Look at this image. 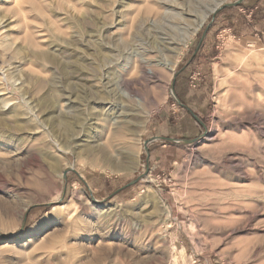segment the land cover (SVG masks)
Returning a JSON list of instances; mask_svg holds the SVG:
<instances>
[{"label":"rangeland","instance_id":"rangeland-1","mask_svg":"<svg viewBox=\"0 0 264 264\" xmlns=\"http://www.w3.org/2000/svg\"><path fill=\"white\" fill-rule=\"evenodd\" d=\"M10 1L20 21L0 10V264H264V35L225 30L224 7L211 12L237 0ZM69 83L83 88L76 103ZM106 92L137 128L109 146L124 170L92 163L100 153L85 148L98 141L79 136L106 126ZM184 105L197 129L146 149L155 120L180 122ZM80 112L69 128L57 121Z\"/></svg>","mask_w":264,"mask_h":264},{"label":"bare ground","instance_id":"bare-ground-1","mask_svg":"<svg viewBox=\"0 0 264 264\" xmlns=\"http://www.w3.org/2000/svg\"><path fill=\"white\" fill-rule=\"evenodd\" d=\"M18 1V0H17ZM147 1V0H146ZM65 2V1H64ZM164 4H167L166 0H163L162 1ZM12 2L10 0H3V1H0V10L3 12L4 15H10L11 18H13V20H16V21H20L19 20V13H18V10L17 8L11 4ZM136 3V2H135ZM137 3H141V2H138ZM143 4V2H142ZM141 5V4H140ZM139 6V5H138ZM220 6V5H219ZM219 8L218 6L215 8H213L211 10V12H215L216 9ZM149 9V8H148ZM149 12H151L153 14V11L154 9H150L148 10ZM135 13V12H134ZM158 14V11H156L154 13V15H157ZM180 14V13H179ZM207 16H205V18H203L201 20V22L198 24L197 28L195 29V31H197L203 24L204 20L206 19ZM0 22H1V17H0ZM49 22H51L52 24H55L56 23V20L53 18V17H49ZM156 35V34H155ZM14 36L12 35L11 38H9L8 36H4V40L2 42V44L4 45L5 48H8L11 44H12V41L14 40ZM157 40L158 37H156ZM155 38V40H156ZM34 43V42H33ZM160 43V42H159ZM163 44V42H161ZM165 44V43H164ZM164 47V46H163ZM169 66V69L172 71L173 70V64H168ZM126 70V69H125ZM129 70V69H128ZM127 70V71H128ZM152 73V71H150ZM1 75H4L1 71H0V80H1ZM122 77L124 78H121V82L120 84H122V86H124L126 88V90L124 91V94L127 96V98H129L132 94L135 93V89L132 88V82H129L128 80H126L127 78L123 75ZM126 78V79H125ZM107 83V82H106ZM105 83V84H106ZM119 84V83H117ZM117 84H114V85H117ZM69 86H65V90H66V93L64 94V98H67L68 101H69V104L71 103H76V99H73L72 96H70L68 98V95L69 93H76L77 92V89H83L81 86H78V85H73L71 83L68 84ZM112 86V85H111ZM109 85V88L111 87ZM113 87V86H112ZM115 88V87H113ZM108 88V86H107ZM108 88V89H109ZM124 88V89H125ZM115 90V89H113ZM116 93L118 92L117 90H115ZM115 91L113 92L115 95ZM107 93V92H106ZM119 93V92H118ZM108 94V93H107ZM110 94L107 95V98L110 97L109 96ZM112 93H111V96H113ZM120 95H123V93ZM174 95V94H173ZM124 96V95H123ZM122 96V97H123ZM118 98V97H117ZM116 98V99H117ZM125 98V97H124ZM101 100H99L100 104L104 105V113H103V121L105 122V127H99L102 128V130L99 131L98 133V136H91L89 135V133L87 132H84L83 136L82 134L79 136H81V140L82 141H88V138H91V139H96L98 141V143L96 145H94L95 147H92V144L90 143L89 145L86 146L85 150H86V154H89L91 151H98L100 153V159H93L91 162L92 163H98L99 165L101 166H104L105 164H109L111 165V167L113 169H117V170H124L126 169L127 167H125L124 165H122V163H118L116 157L114 156V153H112L109 149V146L110 145H114L115 142L117 141H121L122 140V143L124 141H129L131 138H132V135L134 134V132H137V128H128L127 127V124L129 121H127L126 119V114L124 112V110L126 109L125 105H123V102L122 104L120 103H117L116 100L112 97V98H108L107 100L103 97H100ZM120 102V101H119ZM108 105V106H107ZM72 106V105H71ZM102 109V108H101ZM103 110V109H102ZM83 112H80V113H76V115L74 116H71L70 114L67 115H63L62 117L59 118V116H57L59 118V120L57 121H60L61 123H63L65 125L66 128H69L71 127L72 125H74L78 120H79V115H82ZM86 114V113H84ZM69 115L71 117H69ZM86 116V115H85ZM146 116V115H145ZM147 116H149V114L147 113ZM87 119V117H86ZM145 119V118H144ZM95 120V117H91L90 118V121H93ZM140 120V119H138ZM88 121L89 123H94V122H90ZM56 122V121H55ZM137 122V121H136ZM145 122L146 120H141L139 122H137L135 125L136 126H144L145 125ZM58 123V122H57ZM87 124V123H86ZM139 124V125H138ZM83 126V125H82ZM81 126V127H82ZM85 127V126H84ZM74 133V132H72ZM75 136V135H74ZM107 137V140L109 141V144L106 145L104 143H102V139L106 138ZM81 141V142H82ZM118 143V142H117ZM71 149H73L72 147H70ZM97 160V161H96ZM125 167V168H124ZM64 177V176H63ZM54 208V207H53ZM35 230H37V227L35 228Z\"/></svg>","mask_w":264,"mask_h":264},{"label":"crops","instance_id":"crops-1","mask_svg":"<svg viewBox=\"0 0 264 264\" xmlns=\"http://www.w3.org/2000/svg\"><path fill=\"white\" fill-rule=\"evenodd\" d=\"M216 21L225 23V30L244 32L255 36L264 35V0H241L236 4L225 6L219 12ZM184 107L189 110L185 105ZM198 121V117L190 110L188 117L183 116L178 123H170V115L161 116L154 122L158 131L153 135L160 137L152 138L149 142L156 139L173 142L176 137L187 134L185 129L195 131Z\"/></svg>","mask_w":264,"mask_h":264},{"label":"water","instance_id":"water-1","mask_svg":"<svg viewBox=\"0 0 264 264\" xmlns=\"http://www.w3.org/2000/svg\"><path fill=\"white\" fill-rule=\"evenodd\" d=\"M239 1H241V0H238L236 3H238ZM236 3H234V2H231V3H228V4H225V5H222L221 7H219V8H222V7H225V6H230V5H233V4H236ZM219 8H217L216 9V11L214 12V14L218 11V9ZM174 84V83H173ZM172 89H173V87H172ZM179 101V100H178ZM180 102V101H179ZM148 143H149V141L147 140L146 141V143H145V148L146 149H148ZM73 169V168H72ZM67 173H68V171H65L64 172V179H66V177H67ZM141 177H138L137 179H135V180H133L131 183H129V184H133V183H135V182H137L139 179H140ZM27 217V213H26V215H25V218ZM5 237V236H4ZM5 238H7V237H5Z\"/></svg>","mask_w":264,"mask_h":264}]
</instances>
